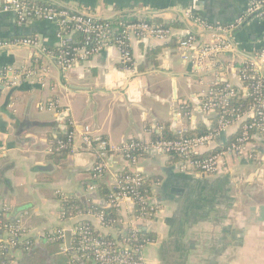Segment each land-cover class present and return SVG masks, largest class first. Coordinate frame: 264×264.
<instances>
[{
  "label": "crops",
  "instance_id": "crops-1",
  "mask_svg": "<svg viewBox=\"0 0 264 264\" xmlns=\"http://www.w3.org/2000/svg\"><path fill=\"white\" fill-rule=\"evenodd\" d=\"M27 1H53L105 22L152 21L172 26L175 36L170 42L132 40V73L121 70L120 54L112 46L62 71L45 53L58 46L54 23H19L12 13L0 12V40L37 43L0 48V212L24 235L23 246L10 251V264H26L36 254L43 264L64 260L67 253L48 241L59 227L86 222L99 230L88 216L66 226L59 222L66 198L99 203L92 188L103 179H91L93 154L81 142L85 129L107 144L112 171L138 173L150 181L148 203L156 211L136 224L151 239L143 251L146 264H264V136L255 135L249 143L253 160L226 157L214 176L183 170L180 158L162 151H143L131 165L117 153L127 142L149 147L165 137L214 130L215 116L201 110L202 99L216 84L242 85L238 68L249 60L241 55L254 57L264 48V13L235 34L234 52H219L202 62L196 53L211 42L210 36L199 38L189 60L177 53V40L186 31L183 19L190 14L228 26L242 22L248 8L263 0ZM176 24L184 28H173ZM49 101L57 105L55 111L41 109ZM238 127L228 125L218 143L235 137ZM69 136L68 148L58 150ZM133 211L129 201L121 202V218ZM103 233L112 238L119 230ZM26 242L32 244L28 249ZM75 259L89 262L77 254Z\"/></svg>",
  "mask_w": 264,
  "mask_h": 264
},
{
  "label": "built area",
  "instance_id": "built-area-1",
  "mask_svg": "<svg viewBox=\"0 0 264 264\" xmlns=\"http://www.w3.org/2000/svg\"><path fill=\"white\" fill-rule=\"evenodd\" d=\"M263 7L264 0L259 5H251L246 15H250L255 10ZM0 12L12 13L19 23L33 19L54 23L57 28L56 39L59 52L57 55L47 51L45 53L54 59L62 71L71 70L79 61H86L93 56H97L103 50L112 46L120 54L121 70L132 73L135 70V63L129 52L132 40L170 42L175 36V31L171 28H163L145 20H138L137 22L119 20L116 24L101 23L90 17L71 13L63 8H56L49 4L33 3L27 0H0ZM185 17L190 21L194 30L200 32L229 33L241 22L239 20L237 23L228 26H220L208 24L190 14H186ZM76 33L83 36V41L80 45L66 49V45L71 42L73 35ZM210 37L212 38L211 42L203 44L196 53L199 62L209 60L219 52L233 50L231 44L225 40ZM198 40L199 38L188 31H185L183 38L177 40L176 50L184 61L193 56L192 52L196 50ZM233 45L235 46V41ZM35 46H37V43L27 38L14 39L9 42L0 40V48ZM256 56L263 64L264 49ZM248 62L246 61L241 65H247ZM241 65L238 68L241 83L243 80L254 81L250 88L245 87L246 94L254 96L255 102L248 113L234 117L232 111L227 109L228 100L235 96L233 87L225 84L223 90L218 92L212 86L206 91L202 99L201 110L208 115L220 116L214 121L215 128L213 131L200 136L178 135L174 140H156L151 142L149 147L136 142L123 143L117 150L121 159L131 165L135 163L136 158L143 151H162L180 158L183 170L193 171L205 176L216 175L221 169L222 160L226 157L243 156L245 159L253 160L255 156L249 150V143L255 135L264 136V78L261 75L254 77L247 74L259 70V66L252 64L242 70ZM56 108L57 105L49 101L41 109L50 112L55 111ZM230 124H239L236 137L233 140L218 143L223 131ZM71 141L69 136L65 141L59 142L58 150H66ZM81 142L84 148L93 154L91 179L99 181L107 178L117 189L114 200L108 203L116 208L117 216L114 219L106 220L103 212L93 213L89 211L86 214L68 216L60 213L59 222L61 226L69 225L71 221L79 216H88L99 223V230H94L89 223L77 222L68 227H59L50 234L48 241L57 244L60 251L66 253L69 250L65 246V233L69 231L71 234L70 251H73L85 261L93 264H146L143 251L145 246L151 243V240L145 238L136 228V224L144 217L133 213L125 220L119 215V208L123 201H129L133 207L136 203L149 202L148 197H144L138 191L143 178L138 173L121 176L119 175L121 171H112L108 166L109 151L107 144L98 137H92L86 129L84 134L81 135ZM211 146H215L212 148L214 150L208 153L209 150H212ZM133 153L137 154L133 155ZM92 189L93 191L96 190L94 186ZM1 217H3L2 212H0ZM106 229L119 230V233L115 237H107L103 233V230ZM3 235L8 237L3 239ZM23 236L18 226L0 224V253L3 250L12 251L22 242ZM26 244L28 245V242Z\"/></svg>",
  "mask_w": 264,
  "mask_h": 264
},
{
  "label": "trees",
  "instance_id": "trees-1",
  "mask_svg": "<svg viewBox=\"0 0 264 264\" xmlns=\"http://www.w3.org/2000/svg\"><path fill=\"white\" fill-rule=\"evenodd\" d=\"M56 8H59V7H56ZM193 16H196V15H193ZM196 17H198V16H196ZM199 19L202 20L201 18H199ZM118 21L108 22V23L116 24ZM125 21L137 22L138 20L127 19ZM202 21L206 22L204 20H202ZM99 22L105 23V21H99ZM147 22L151 23L152 21H147ZM206 23H208V22H206ZM151 24H154V23H151ZM208 24H210V23H208ZM154 25L161 26L163 28H171L172 27V26H168V25H160L157 23ZM173 28H176V29L180 28L181 29L184 27L182 24H178V25L176 24ZM82 41H83V36L76 33L73 35L71 42L66 45V49L73 48L77 45H80ZM47 50H50V48H47ZM50 52H52L54 55H57L59 50L58 49H51ZM251 65H252L251 62H248L247 65H241V69L242 70L246 69V68L250 67ZM247 74H249L250 76H254V77H258L260 75L257 72H248ZM253 84H254L253 80H243L242 85H241V89L234 88L235 96L231 97L228 100V105H227V109L232 111V114L234 117L235 116H241L243 114L248 113V111L251 108H253V106L255 105L254 96H248L245 92V87L250 88ZM224 87H225L224 83H219V84L214 85L212 88H214L215 90H217L219 92V91L223 90ZM219 117L220 116H216L214 118V121H216ZM207 132L202 131L197 136L204 135ZM235 137H236V135H235ZM235 137H232L231 140H233ZM176 138H177V136H169V137H165L163 139L174 140ZM136 154L137 153H133V155H136ZM128 174H132V173L124 171V170L119 172V175H121V176H126ZM94 187L96 188V195H97V198L99 200L98 204L91 203L90 205H88V204H85L81 200L66 198L62 201L61 213H64L65 215L68 216V215H75V214H86L89 211H91L93 213L103 212L105 217H106V220L107 219H114L117 216V210L115 207H113L111 204H108V203L111 202L112 200H114V195L117 193V189H116L115 185L112 184L111 181L108 180L107 178H103V182L102 183H96L94 185ZM138 191L141 195H143L144 197H147L149 195V192H150V181L143 179L141 186L138 188ZM142 208H143V210H141ZM154 211H156V209L153 208V206L151 204L149 205L148 202H145L143 204L136 203L134 205V214L138 215V216L142 215L143 217H149ZM0 221H1L0 224H7V222H5L4 217H1ZM145 238H148V237L145 236ZM148 239L151 240L150 238H148ZM29 245H32V244H28L24 248L28 249L30 247ZM21 246H23V245L20 244L19 246L14 248L12 251H14L17 248H20ZM66 253H67V257L64 260L58 262L57 264H93L92 262H88V263H85L84 261L78 262L75 259L76 255L74 253H72V252H66ZM12 259L13 258L10 256V252H8L7 250L1 251V253H0V264L1 263L10 264ZM42 262H44L43 259L40 261H37V260H35L33 262L29 261L26 264H43ZM54 264H56V263H54Z\"/></svg>",
  "mask_w": 264,
  "mask_h": 264
},
{
  "label": "water",
  "instance_id": "water-1",
  "mask_svg": "<svg viewBox=\"0 0 264 264\" xmlns=\"http://www.w3.org/2000/svg\"><path fill=\"white\" fill-rule=\"evenodd\" d=\"M42 4H50V5H53V6H56V7H60V8H63V9H66L68 11H70L71 13H75V14H80V15H84V16H87V17H90L94 20H97V21H108V20H103V19H100V18H95L93 17L92 15H88V14H85V13H81V12H77L71 8H67L65 6H62L61 4H58L56 2H53V1H49V2H41ZM264 12V7L263 8H260L258 10H255L252 14L250 15H246V17L244 18V20L239 23L238 25L235 26V29L229 33H223V32H200V31H196L194 30L192 24L190 23V21L186 18L183 19V22L185 23L186 25V31H188L189 33L193 34L195 37L197 38H204L205 36H213V37H218V38H221L223 40H225L226 42H228L229 44H231L232 46V51L230 52H234L235 51V46L233 45L234 43V36L235 34L240 30V28H242L243 26H245V24H247L248 22L250 21H253V19ZM149 16H155L151 13H148ZM181 19V17H180ZM182 20V19H181ZM115 21H118V20H115ZM114 21V22H115ZM233 41V43H232ZM264 48H262L260 50V52L263 50ZM260 52L257 53L260 54ZM236 53H239V52H236ZM243 58H246L247 60H249V62H251L252 64L256 65V66H259L260 69L259 70H256L257 73H259L263 78H264V64L261 63V60H259L257 58V56H254V57H251V56H247V55H241ZM239 89H241V86L240 84H238L237 86ZM175 117V120L174 122H176V115L174 116ZM96 184V183H95ZM90 198H92L94 201L96 200V195L94 193L90 194L89 195ZM22 209V208H21ZM21 209H17V212L21 211ZM16 212V213H17ZM15 213V214H16ZM13 213V215H15ZM65 246L66 248L70 251L71 250V234L69 231H67L65 233ZM74 253V252H73ZM76 255V254H75Z\"/></svg>",
  "mask_w": 264,
  "mask_h": 264
},
{
  "label": "rangeland",
  "instance_id": "rangeland-1",
  "mask_svg": "<svg viewBox=\"0 0 264 264\" xmlns=\"http://www.w3.org/2000/svg\"><path fill=\"white\" fill-rule=\"evenodd\" d=\"M86 130H88V129H86ZM89 131V130H88ZM42 255H40V254H36L30 261L31 262H33V261H35V260H37V261H40V260H42V257H41Z\"/></svg>",
  "mask_w": 264,
  "mask_h": 264
}]
</instances>
